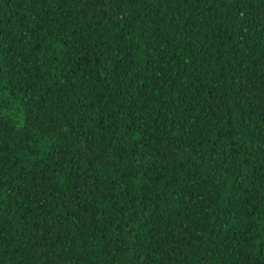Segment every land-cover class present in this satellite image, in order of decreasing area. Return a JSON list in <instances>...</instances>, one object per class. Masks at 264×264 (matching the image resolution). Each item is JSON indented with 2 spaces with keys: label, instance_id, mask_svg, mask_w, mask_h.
<instances>
[{
  "label": "trees",
  "instance_id": "trees-1",
  "mask_svg": "<svg viewBox=\"0 0 264 264\" xmlns=\"http://www.w3.org/2000/svg\"><path fill=\"white\" fill-rule=\"evenodd\" d=\"M0 264H264V0H0Z\"/></svg>",
  "mask_w": 264,
  "mask_h": 264
}]
</instances>
